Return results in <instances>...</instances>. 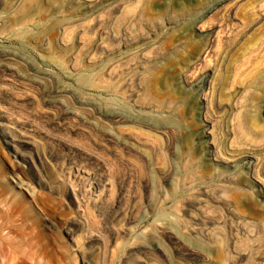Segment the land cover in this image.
Here are the masks:
<instances>
[{
  "label": "rangeland",
  "instance_id": "1",
  "mask_svg": "<svg viewBox=\"0 0 264 264\" xmlns=\"http://www.w3.org/2000/svg\"><path fill=\"white\" fill-rule=\"evenodd\" d=\"M12 260L264 264V0H0Z\"/></svg>",
  "mask_w": 264,
  "mask_h": 264
},
{
  "label": "bare ground",
  "instance_id": "2",
  "mask_svg": "<svg viewBox=\"0 0 264 264\" xmlns=\"http://www.w3.org/2000/svg\"><path fill=\"white\" fill-rule=\"evenodd\" d=\"M4 244H5V239L2 238V248H3ZM11 264H14L13 260H12Z\"/></svg>",
  "mask_w": 264,
  "mask_h": 264
}]
</instances>
